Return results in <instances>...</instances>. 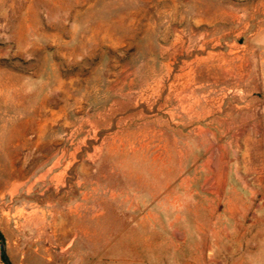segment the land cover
<instances>
[{"label": "rangeland", "instance_id": "1", "mask_svg": "<svg viewBox=\"0 0 264 264\" xmlns=\"http://www.w3.org/2000/svg\"><path fill=\"white\" fill-rule=\"evenodd\" d=\"M263 50L264 0H0L11 263L264 264Z\"/></svg>", "mask_w": 264, "mask_h": 264}, {"label": "trees", "instance_id": "2", "mask_svg": "<svg viewBox=\"0 0 264 264\" xmlns=\"http://www.w3.org/2000/svg\"><path fill=\"white\" fill-rule=\"evenodd\" d=\"M0 247H1L0 257H1L2 262L4 264H12L6 252V244H5L4 235L1 232H0Z\"/></svg>", "mask_w": 264, "mask_h": 264}, {"label": "crops", "instance_id": "3", "mask_svg": "<svg viewBox=\"0 0 264 264\" xmlns=\"http://www.w3.org/2000/svg\"><path fill=\"white\" fill-rule=\"evenodd\" d=\"M261 58H262L261 63L264 66V50L262 51Z\"/></svg>", "mask_w": 264, "mask_h": 264}, {"label": "bare ground", "instance_id": "4", "mask_svg": "<svg viewBox=\"0 0 264 264\" xmlns=\"http://www.w3.org/2000/svg\"><path fill=\"white\" fill-rule=\"evenodd\" d=\"M67 222V221H66Z\"/></svg>", "mask_w": 264, "mask_h": 264}]
</instances>
